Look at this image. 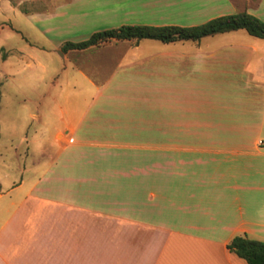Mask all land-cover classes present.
Returning a JSON list of instances; mask_svg holds the SVG:
<instances>
[{
  "label": "crops",
  "instance_id": "crops-1",
  "mask_svg": "<svg viewBox=\"0 0 264 264\" xmlns=\"http://www.w3.org/2000/svg\"><path fill=\"white\" fill-rule=\"evenodd\" d=\"M241 10L261 18L264 0H65L31 15L104 30ZM214 36L59 50L75 101L58 103L57 79L30 99L60 111L61 126L39 117L58 148L30 181L0 177V264H247L226 245L264 241V39Z\"/></svg>",
  "mask_w": 264,
  "mask_h": 264
},
{
  "label": "rangeland",
  "instance_id": "rangeland-1",
  "mask_svg": "<svg viewBox=\"0 0 264 264\" xmlns=\"http://www.w3.org/2000/svg\"><path fill=\"white\" fill-rule=\"evenodd\" d=\"M54 2L65 0H0V177L5 185L19 182L21 178L30 181L33 169L44 165L45 156L41 154L58 148L51 140V126L39 124V117L61 126L60 111H51L46 107L51 102L49 97L40 109L30 102V99L35 101L36 92L44 91L53 79L61 85L53 92L58 103L75 101L76 94L71 93L69 85L71 72L69 68L64 69L63 58L58 53L61 46L58 44L86 40L92 33L103 30L99 29L104 25L100 22L81 26L60 24L56 29L46 30V21L31 14L52 7ZM217 14L211 11L197 18H186L183 20L186 25L179 26L198 25ZM260 19L264 20V15ZM217 37L252 36L244 30H237L214 36ZM85 96L77 97L83 101ZM34 130H42V133H34ZM33 137L37 140L31 141ZM35 162L40 165L36 166ZM126 230L135 228L128 225Z\"/></svg>",
  "mask_w": 264,
  "mask_h": 264
},
{
  "label": "trees",
  "instance_id": "trees-1",
  "mask_svg": "<svg viewBox=\"0 0 264 264\" xmlns=\"http://www.w3.org/2000/svg\"><path fill=\"white\" fill-rule=\"evenodd\" d=\"M237 30H244L249 36L264 39V20L246 11H238L233 14L220 15L193 26L124 24L96 31L86 40L66 41L61 45L60 51L83 50L111 41L138 43L143 39H153L164 43L181 40L196 42L204 37ZM226 247L244 259L247 264H264L263 240L249 238L245 234L236 235Z\"/></svg>",
  "mask_w": 264,
  "mask_h": 264
}]
</instances>
